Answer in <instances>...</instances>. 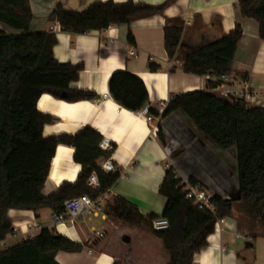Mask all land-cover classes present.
<instances>
[{
  "label": "crops",
  "instance_id": "1",
  "mask_svg": "<svg viewBox=\"0 0 264 264\" xmlns=\"http://www.w3.org/2000/svg\"><path fill=\"white\" fill-rule=\"evenodd\" d=\"M107 1L160 6L169 0H29L33 15L30 32L53 33L57 40L53 48L55 60L82 66L71 90L96 95L93 101L69 103L44 94L37 108L54 121L44 127L43 136H75L85 128L96 131L102 141L113 146L109 158L121 172L117 185L108 192V199L121 197L143 216H162L166 202L159 190L170 167L182 181L194 180L213 196L239 198L235 149L221 150L181 112L149 124L142 111L133 113L114 101L109 93V81L119 71L137 76L149 95L144 109L153 110L160 102L168 105L176 95L207 91V77L184 73V54L215 42L241 26L243 37L230 76L253 94V100L248 101L250 105L247 103L249 106L264 108V40L260 37L259 24L241 15L237 7L240 0H175L163 14L138 18L129 26L111 27L101 33L65 32L50 20L58 4L70 11L83 12L92 4ZM169 22L184 28L181 48L173 60H169L164 47V28ZM129 30L136 38L135 46L128 43ZM0 32L15 33L2 24ZM150 64L159 66L160 71L151 73ZM154 126L158 130L161 127L166 146L151 136ZM74 155L71 147H57L43 189L44 197L56 193L63 183L76 182L82 166L74 162ZM54 216L50 209L37 214L10 210L7 217L13 232L0 243V253L27 241L31 235L37 237L47 228L79 245H88L77 253L59 252L55 258L58 264L168 263V256L157 240L141 230L106 222L107 215L67 226L58 225ZM103 230L107 237L94 246L89 244L91 234ZM194 264H264L262 215L244 201L234 202L232 217L224 219L220 228L215 226L208 238V247L195 257Z\"/></svg>",
  "mask_w": 264,
  "mask_h": 264
},
{
  "label": "trees",
  "instance_id": "2",
  "mask_svg": "<svg viewBox=\"0 0 264 264\" xmlns=\"http://www.w3.org/2000/svg\"><path fill=\"white\" fill-rule=\"evenodd\" d=\"M174 1L169 0L160 6L135 4L133 1L123 4L98 2L83 12L70 11L58 4L50 20L57 22L65 32L101 33L111 27L129 26L138 18L163 14ZM237 7L243 17L259 24L260 37L264 40V0H240ZM32 19L29 0H0V24L15 32H0V243L13 232V225L7 217L10 210L37 214L50 209L56 216L64 215L66 201L84 195L98 198L111 191L120 178V174L105 173L100 169L99 163L107 160L110 154L100 150L103 139L93 129L85 128L75 136H43L44 127L54 121L37 108L44 94L69 103L93 101L96 95L71 90L82 66L58 63L53 55L57 44L55 35L31 33ZM183 33L184 28L172 22L164 28V47L169 60L175 59L179 53ZM242 37L243 30L237 26L215 42L190 49L184 54V73L200 78L230 75ZM127 40L130 45H136L131 30ZM149 71L157 73L160 67L150 64ZM207 86V91L172 97L161 119L181 112L221 150H236L239 198L214 196V212L201 210L193 200L186 198L182 180L170 167L159 190L166 202L161 217L143 216L121 197L108 199L106 222L150 235L161 244L168 256L167 264H194L195 257L208 247V238L214 233L216 223L232 217L236 201H244L257 210L264 223V108L219 97L210 91L217 87L214 82L208 81ZM109 93L122 108L133 113L141 112L149 101L145 84L127 71L111 76ZM149 112L158 117L156 110L149 109ZM157 138L166 146L161 127ZM59 145L75 150L74 162L82 166V171L75 183H63L56 193L46 198L43 189ZM92 174L97 175L100 183L97 190L88 186ZM190 183L197 184L194 180ZM160 218L168 221V230L153 229V221ZM106 237V230L92 233L89 244L94 246ZM85 246L88 245H79L44 228L34 239L1 252L0 264H58L55 258L59 252L77 253Z\"/></svg>",
  "mask_w": 264,
  "mask_h": 264
},
{
  "label": "built area",
  "instance_id": "3",
  "mask_svg": "<svg viewBox=\"0 0 264 264\" xmlns=\"http://www.w3.org/2000/svg\"><path fill=\"white\" fill-rule=\"evenodd\" d=\"M131 56L135 57V53L131 52ZM210 82L217 84L215 89L210 90L212 93L218 95L221 98L237 101L242 100L246 103L252 101L254 96L253 94L245 87H241L240 84H237V80L231 77L230 75L223 76L221 78L207 77ZM101 106V103H99ZM167 105L164 102H160L156 105V111L158 117H154L150 114L149 109L146 108L142 110V115L145 117L146 121L154 123L160 121L161 117L166 109ZM158 134V127L154 126L151 131V136L156 138ZM101 151L112 154L114 151L113 146L107 142L102 141L99 144ZM100 169L105 173L120 174V169L115 167L111 158L103 161L100 165ZM186 193V198L188 200H193L195 205L201 210H208L214 212V206L212 203L213 195L204 189L201 185L196 184L192 185L189 181H182L181 184ZM88 186L92 190H97L100 188V183L96 174H92L88 181ZM108 193L99 196L98 198H92L88 195H84L78 198L68 200L64 204L65 213L64 215L54 216V220L58 225H70L76 221H85L92 220L93 218L103 217L107 214L108 211ZM224 223V220H219L216 223V227L220 228V225ZM153 229L155 231H165L169 229V223L166 219H157L153 221ZM99 234L100 232H93ZM36 236L31 235L28 240L34 239ZM91 254L92 251H89Z\"/></svg>",
  "mask_w": 264,
  "mask_h": 264
},
{
  "label": "rangeland",
  "instance_id": "4",
  "mask_svg": "<svg viewBox=\"0 0 264 264\" xmlns=\"http://www.w3.org/2000/svg\"><path fill=\"white\" fill-rule=\"evenodd\" d=\"M247 103L250 105L251 102H247Z\"/></svg>",
  "mask_w": 264,
  "mask_h": 264
},
{
  "label": "bare ground",
  "instance_id": "5",
  "mask_svg": "<svg viewBox=\"0 0 264 264\" xmlns=\"http://www.w3.org/2000/svg\"><path fill=\"white\" fill-rule=\"evenodd\" d=\"M49 185V184H48Z\"/></svg>",
  "mask_w": 264,
  "mask_h": 264
}]
</instances>
